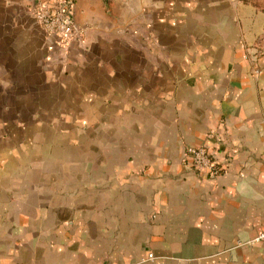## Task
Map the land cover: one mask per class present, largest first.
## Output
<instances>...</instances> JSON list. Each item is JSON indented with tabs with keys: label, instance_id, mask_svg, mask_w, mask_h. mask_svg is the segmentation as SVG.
<instances>
[{
	"label": "crops",
	"instance_id": "0c3cea01",
	"mask_svg": "<svg viewBox=\"0 0 264 264\" xmlns=\"http://www.w3.org/2000/svg\"><path fill=\"white\" fill-rule=\"evenodd\" d=\"M34 5L0 0V264H264V0H75L71 42ZM63 76L97 131H4Z\"/></svg>",
	"mask_w": 264,
	"mask_h": 264
},
{
	"label": "rangeland",
	"instance_id": "374dc122",
	"mask_svg": "<svg viewBox=\"0 0 264 264\" xmlns=\"http://www.w3.org/2000/svg\"><path fill=\"white\" fill-rule=\"evenodd\" d=\"M81 28L83 29L82 26ZM61 78L56 84L53 82L52 85L43 84L37 89V94L35 93L34 96H40V103H36L37 100L32 102V98H27L26 104L23 105L17 103L16 98V102L11 103V106H15L16 109L18 106L21 107H18L21 112L24 108L23 115L20 114L22 118L17 117L16 111L11 112L8 115L9 119L4 122L6 126L8 125L4 131H57L64 138L63 143H66L68 138L64 131H87L88 128L91 129L90 131H97L98 120L95 114L97 105L83 103L85 100L82 99L83 94L79 86L82 82H74L73 89H70L67 86L70 82H67L64 76ZM77 79H81L80 74ZM33 138L34 136L26 133V143H32Z\"/></svg>",
	"mask_w": 264,
	"mask_h": 264
},
{
	"label": "built area",
	"instance_id": "2783aa9c",
	"mask_svg": "<svg viewBox=\"0 0 264 264\" xmlns=\"http://www.w3.org/2000/svg\"><path fill=\"white\" fill-rule=\"evenodd\" d=\"M33 6L34 19L44 28L46 32L62 37L66 42L79 41L85 31L76 22L72 13L75 0H37ZM186 161L193 168L206 170L211 177L221 174L215 155L210 153L206 147H190L186 151ZM256 242L264 246V233L258 236ZM153 259L154 256L150 255Z\"/></svg>",
	"mask_w": 264,
	"mask_h": 264
},
{
	"label": "water",
	"instance_id": "95a60500",
	"mask_svg": "<svg viewBox=\"0 0 264 264\" xmlns=\"http://www.w3.org/2000/svg\"><path fill=\"white\" fill-rule=\"evenodd\" d=\"M37 0H34V4H36Z\"/></svg>",
	"mask_w": 264,
	"mask_h": 264
}]
</instances>
